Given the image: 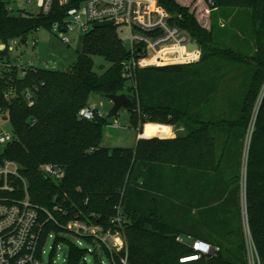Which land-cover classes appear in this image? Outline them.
<instances>
[{
	"label": "trees",
	"instance_id": "1",
	"mask_svg": "<svg viewBox=\"0 0 264 264\" xmlns=\"http://www.w3.org/2000/svg\"><path fill=\"white\" fill-rule=\"evenodd\" d=\"M191 1L159 3L198 42L197 62L142 67L130 80L122 67L129 52L118 27L97 24L85 33L79 61L69 70L30 67L21 77L17 66H3L0 110L8 115L14 140L0 146V163L12 159L21 165L31 200L40 207L43 241L62 230L47 211L60 224L80 213L105 228L121 214L129 264H248L247 218L264 264V0H214V6L196 0L193 7ZM199 5L208 25L199 19ZM67 8L54 0L46 15L14 12L0 0L5 45L0 62L8 58L10 41L41 27L52 31ZM94 56L110 63L102 75L94 70ZM42 81L28 106L26 89ZM95 93H126L132 99L130 124L138 133L146 123L173 124L184 133L140 137L129 148L104 146L106 114L92 120L79 116ZM44 163L61 167L64 177L46 176L40 169ZM13 184L10 196L21 198L23 183ZM178 236L218 249L183 262L195 251ZM62 240L69 244L68 264L89 263L83 259L86 248ZM124 255V250L114 253L116 264Z\"/></svg>",
	"mask_w": 264,
	"mask_h": 264
},
{
	"label": "built area",
	"instance_id": "2",
	"mask_svg": "<svg viewBox=\"0 0 264 264\" xmlns=\"http://www.w3.org/2000/svg\"><path fill=\"white\" fill-rule=\"evenodd\" d=\"M31 1L27 0V2ZM53 3L54 0L37 1L40 12L45 15L51 12ZM62 3L68 6L65 17L62 23L53 24L52 32L59 34L66 43L72 41L67 35L69 31L87 33L97 24H112L118 27L119 32L126 31V36L121 37V40L129 52V57L122 62V67L124 74L130 80H133L136 71L142 67L193 63L200 59L201 50L198 42L185 29L172 21L174 16L160 5L159 0H62ZM207 3L210 6L215 5L214 0H207ZM191 44L197 47L188 50ZM4 48L5 45L0 43V50ZM181 53L185 56L191 54V56L188 60L177 62L166 60ZM4 62H0V76L3 74V66L15 65L11 61L7 64ZM20 67L19 74L24 77L27 69L37 66L30 63ZM43 84L42 81L26 89L24 98L28 106L34 105L36 92ZM12 93L10 91L8 94ZM0 113H2L1 110ZM96 114L103 113L94 106L84 107L79 112L80 118L89 120L94 119ZM13 140L12 131L0 129V146L8 145ZM40 169L46 176L57 181L64 177V170L56 164L44 163ZM17 180H21L24 185V195L21 198H12L10 194L15 191L13 182ZM56 209L62 208L57 206ZM47 214L48 219L55 221L62 230L49 233L43 241L40 207L31 200L27 182L21 172V165L15 160L4 159L0 163V264H43L46 253L45 244L48 239L54 238L50 254V263H52L58 244L67 243L62 240L64 237L80 247H83V240L87 241V239L92 240L91 244L94 245L95 250L100 245L107 247L115 264L114 253L124 250L125 255L120 257V264H129L124 233L126 221L121 214L111 219L112 226L108 228L82 219L80 213L65 224H60L51 211H47ZM244 229L247 244L250 238L253 245V264H261L251 238L247 218H245ZM58 238L59 241L55 243ZM177 240L186 242L195 251L193 255L183 257L181 259L183 262L197 260L202 255L213 253L218 249L208 242L192 240L190 237L178 236ZM86 250L84 260H87V256L95 251L91 248Z\"/></svg>",
	"mask_w": 264,
	"mask_h": 264
},
{
	"label": "rangeland",
	"instance_id": "3",
	"mask_svg": "<svg viewBox=\"0 0 264 264\" xmlns=\"http://www.w3.org/2000/svg\"><path fill=\"white\" fill-rule=\"evenodd\" d=\"M10 7L14 10V12H28L36 14L40 12V8L37 5L38 0H32L31 2H27V0H7ZM187 1V0H184ZM197 1L192 0L190 2L191 6H195ZM204 4V3H203ZM199 12V19L205 25H208V15H202L201 10H203V5L199 7L197 6ZM247 17H242V21H246ZM121 37L126 36V31L119 32ZM67 35L71 38V43H66L61 39L59 34H56L44 27L39 28L36 31L29 33L26 39L15 38L10 41L9 44V54L8 58L4 57V61L6 62L8 59L12 64H15L20 69L21 65L34 64L43 68H51L54 70L63 71L67 68H71L77 65L79 61L80 53L83 50V38L85 33L77 31H69ZM200 47V46H199ZM195 49V48H191ZM188 49V50H191ZM189 56L181 55V59L177 58L178 55H173L166 60L168 61H181L188 60ZM197 62V61H196ZM110 67V63L106 61L102 56H94V70L102 75L106 69ZM135 84V83H134ZM91 106L97 107L101 110L103 114H107L108 111L113 106L112 100L102 96L99 93H95L90 98ZM110 124L104 126L101 136L102 145L107 146L109 148L115 147H134L137 143V134L138 130L131 126L130 124V114L128 109L121 108L118 113L109 118ZM162 125V124H161ZM161 125H146L145 127V135L150 136L154 134L161 135L165 132L166 135L161 136H170L168 134V130H171L169 124H164L167 126ZM177 129L183 130L182 127H177L176 125L170 124ZM253 126V123H252ZM149 128H151L149 130ZM0 129H5L7 131H12L11 123L9 121L8 115L6 112L0 113ZM252 129V128H251ZM251 132V130H250ZM177 133L175 130L174 134ZM25 178V177H24ZM26 182L27 179L25 178ZM28 185V182H27ZM54 244V238L48 239L45 244L46 253L43 258V264H68V252H69V244L60 242L58 244L56 254L53 257V262L50 263V254L52 251V246ZM84 248L94 249V245L83 240ZM248 251V264H253V245L248 238L247 244ZM96 251V250H95ZM99 255V259L104 264H111V260L108 254L104 251L102 245L97 248L96 251ZM256 257V255H255ZM87 260L90 262L88 264H97V261L94 257V254H89L87 256ZM251 261V263H250Z\"/></svg>",
	"mask_w": 264,
	"mask_h": 264
},
{
	"label": "water",
	"instance_id": "4",
	"mask_svg": "<svg viewBox=\"0 0 264 264\" xmlns=\"http://www.w3.org/2000/svg\"><path fill=\"white\" fill-rule=\"evenodd\" d=\"M69 69L70 68H67L66 70ZM105 97L109 98L113 102V106L106 114L107 118L114 117L121 108L129 109L132 105V99L126 93L107 94Z\"/></svg>",
	"mask_w": 264,
	"mask_h": 264
},
{
	"label": "crops",
	"instance_id": "5",
	"mask_svg": "<svg viewBox=\"0 0 264 264\" xmlns=\"http://www.w3.org/2000/svg\"><path fill=\"white\" fill-rule=\"evenodd\" d=\"M153 66V65H152ZM147 124H155V123H146L145 125H144V127H143V129H142V133H138L137 134V139L138 138H140V137H146V138H149V137H154V136H157V137H166V136H161L162 134L163 135H166L165 134V132L164 133H162L161 135H159V134H154V135H150V136H146L145 135V127H146V125ZM161 125V124H160ZM162 125H164V124H162ZM164 126H167V125H164ZM168 126H170L171 128V130H168V134L170 135V136H175L176 135V133L174 134V132H175V130H177V133H184V131L183 130H181V129H177V128H175L174 126H171V125H168ZM151 128H149V130H150ZM185 237V236H184ZM202 241V240H201Z\"/></svg>",
	"mask_w": 264,
	"mask_h": 264
},
{
	"label": "bare ground",
	"instance_id": "6",
	"mask_svg": "<svg viewBox=\"0 0 264 264\" xmlns=\"http://www.w3.org/2000/svg\"><path fill=\"white\" fill-rule=\"evenodd\" d=\"M194 45H195V44H194ZM195 46H196V45H195ZM196 47H197V46H196ZM196 47H195V48H196Z\"/></svg>",
	"mask_w": 264,
	"mask_h": 264
}]
</instances>
